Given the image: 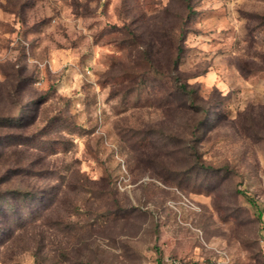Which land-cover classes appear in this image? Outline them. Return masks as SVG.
<instances>
[{"label": "rangeland", "instance_id": "1", "mask_svg": "<svg viewBox=\"0 0 264 264\" xmlns=\"http://www.w3.org/2000/svg\"><path fill=\"white\" fill-rule=\"evenodd\" d=\"M187 3L0 0V264H264V0Z\"/></svg>", "mask_w": 264, "mask_h": 264}, {"label": "trees", "instance_id": "2", "mask_svg": "<svg viewBox=\"0 0 264 264\" xmlns=\"http://www.w3.org/2000/svg\"><path fill=\"white\" fill-rule=\"evenodd\" d=\"M191 0H188L187 3V7L189 10V13L192 11L191 10V4H190ZM183 53V48L181 46H177V54H176V59L174 61L175 63V69L178 70L179 65H180V61H181V55ZM176 90L177 93L183 97V99H185L187 101V104L185 105V109L189 111V113H200L201 115H205V109L201 108V107H196L195 103H194V98L192 97L194 91L192 88H190V86L186 83H180V79L177 77L176 78ZM10 120H12V118H9ZM11 122V121H8ZM203 125V120H200L199 122H197V125L195 126L194 132L198 133L199 130L201 129ZM13 195V197L16 198V200H14L13 202H6L7 207H3L4 206V202L7 199V197H5L4 195H2V192H0V203H1V213L3 215V213H6L7 209L13 210L15 208V205H17L20 201L21 198H23V196L25 195V192L20 188L17 187L14 191L11 192ZM166 264V263H165Z\"/></svg>", "mask_w": 264, "mask_h": 264}, {"label": "built area", "instance_id": "3", "mask_svg": "<svg viewBox=\"0 0 264 264\" xmlns=\"http://www.w3.org/2000/svg\"><path fill=\"white\" fill-rule=\"evenodd\" d=\"M167 264H183V263L168 261ZM196 264H198V263H196Z\"/></svg>", "mask_w": 264, "mask_h": 264}]
</instances>
